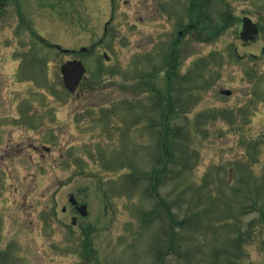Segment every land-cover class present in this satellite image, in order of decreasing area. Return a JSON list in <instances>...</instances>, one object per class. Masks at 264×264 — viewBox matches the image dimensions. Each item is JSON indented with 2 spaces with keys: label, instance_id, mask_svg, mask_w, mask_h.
Listing matches in <instances>:
<instances>
[{
  "label": "rangeland",
  "instance_id": "rangeland-1",
  "mask_svg": "<svg viewBox=\"0 0 264 264\" xmlns=\"http://www.w3.org/2000/svg\"><path fill=\"white\" fill-rule=\"evenodd\" d=\"M0 1V264L264 262V0Z\"/></svg>",
  "mask_w": 264,
  "mask_h": 264
},
{
  "label": "water",
  "instance_id": "water-1",
  "mask_svg": "<svg viewBox=\"0 0 264 264\" xmlns=\"http://www.w3.org/2000/svg\"><path fill=\"white\" fill-rule=\"evenodd\" d=\"M243 22H244V26H243V31L241 33V37L245 41H253L256 35L258 34L257 25L254 24L252 20L248 17L244 18ZM84 72H85L84 66L82 65L81 62L78 61L68 62L62 67V73L64 75V83L66 88L70 92H74L76 90L77 86L79 85L82 79ZM223 93L226 95L231 94L230 91H223ZM79 210L82 214L84 215L87 214L86 206L80 207Z\"/></svg>",
  "mask_w": 264,
  "mask_h": 264
},
{
  "label": "trees",
  "instance_id": "trees-1",
  "mask_svg": "<svg viewBox=\"0 0 264 264\" xmlns=\"http://www.w3.org/2000/svg\"><path fill=\"white\" fill-rule=\"evenodd\" d=\"M167 161L170 159V156H169V154L167 153ZM164 160V159H163ZM160 161H161V159H160ZM166 171V166H164V172Z\"/></svg>",
  "mask_w": 264,
  "mask_h": 264
},
{
  "label": "flooded vegetation",
  "instance_id": "flooded-vegetation-1",
  "mask_svg": "<svg viewBox=\"0 0 264 264\" xmlns=\"http://www.w3.org/2000/svg\"><path fill=\"white\" fill-rule=\"evenodd\" d=\"M242 256H244V252L242 253ZM242 261H243V259H242ZM258 264H264V262H259Z\"/></svg>",
  "mask_w": 264,
  "mask_h": 264
}]
</instances>
